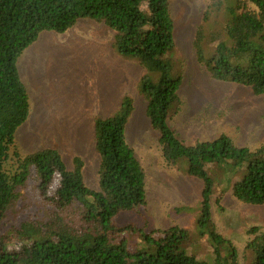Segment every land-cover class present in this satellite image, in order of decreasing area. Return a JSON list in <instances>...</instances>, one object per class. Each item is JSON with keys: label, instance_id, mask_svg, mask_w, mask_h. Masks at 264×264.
<instances>
[{"label": "trees", "instance_id": "trees-1", "mask_svg": "<svg viewBox=\"0 0 264 264\" xmlns=\"http://www.w3.org/2000/svg\"><path fill=\"white\" fill-rule=\"evenodd\" d=\"M83 18L106 21L119 52L145 65L141 89L166 164L204 182L195 227L149 221L146 170L126 135L131 96L115 115L95 118L99 188L87 185L80 156L69 169L57 148L19 151L16 132L31 106L18 60L43 32H66ZM204 19L198 52L212 75L264 94V0H211ZM183 79L171 0H0V264H242L217 228L212 197L232 191L264 204V142L252 149L225 133L194 144L180 139L170 120L183 105ZM247 247L245 264H264V231L255 230Z\"/></svg>", "mask_w": 264, "mask_h": 264}, {"label": "rangeland", "instance_id": "rangeland-1", "mask_svg": "<svg viewBox=\"0 0 264 264\" xmlns=\"http://www.w3.org/2000/svg\"><path fill=\"white\" fill-rule=\"evenodd\" d=\"M210 3L171 0L184 79L179 91L183 105L170 125L187 144L225 133L237 145L256 149L264 142V94L215 78L198 52L199 32ZM143 42V36L134 39L135 44ZM117 44V31L104 20L83 18L66 32H43L18 60L31 109L16 132V144L24 156L57 148L69 169L76 156L82 157L87 185L99 188L102 158L96 148L95 118L107 116L106 103L113 98L115 115L119 101L122 105L124 97L131 96L134 110L126 135L146 170L149 221L161 229L193 228L200 214L204 182L166 164L159 131L147 114L149 99L141 89L147 69L140 60L121 54ZM15 159L13 150L8 169L14 167ZM57 182L52 183L50 193ZM31 193L35 196L34 188ZM36 194L41 199L40 192ZM212 214L218 230L234 241L245 264L248 242L255 230L264 231V204L245 203L232 191H217L212 197Z\"/></svg>", "mask_w": 264, "mask_h": 264}, {"label": "crops", "instance_id": "crops-1", "mask_svg": "<svg viewBox=\"0 0 264 264\" xmlns=\"http://www.w3.org/2000/svg\"><path fill=\"white\" fill-rule=\"evenodd\" d=\"M115 99L116 98H113L112 102H107L106 103L107 104V108L105 109V112L107 113V116H102V117H109V116L113 115L116 112V109L112 108V106H114ZM120 107H121V101H119V108Z\"/></svg>", "mask_w": 264, "mask_h": 264}]
</instances>
